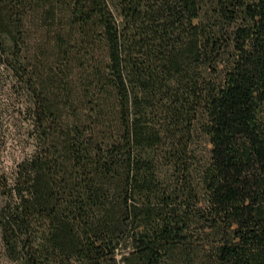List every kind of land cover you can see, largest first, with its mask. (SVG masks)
I'll list each match as a JSON object with an SVG mask.
<instances>
[{"label":"trees","instance_id":"16d2710c","mask_svg":"<svg viewBox=\"0 0 264 264\" xmlns=\"http://www.w3.org/2000/svg\"><path fill=\"white\" fill-rule=\"evenodd\" d=\"M0 64V264H264V0H0Z\"/></svg>","mask_w":264,"mask_h":264},{"label":"rangeland","instance_id":"374dc122","mask_svg":"<svg viewBox=\"0 0 264 264\" xmlns=\"http://www.w3.org/2000/svg\"><path fill=\"white\" fill-rule=\"evenodd\" d=\"M28 106V99L0 64V183L12 182L16 166L33 149ZM203 147L198 145L200 150ZM4 202L0 195V208Z\"/></svg>","mask_w":264,"mask_h":264}]
</instances>
